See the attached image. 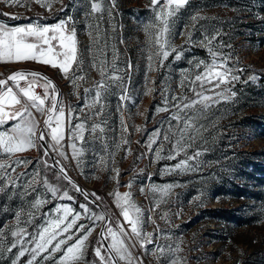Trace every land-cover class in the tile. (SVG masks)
<instances>
[{
    "label": "rangeland",
    "instance_id": "rangeland-1",
    "mask_svg": "<svg viewBox=\"0 0 264 264\" xmlns=\"http://www.w3.org/2000/svg\"><path fill=\"white\" fill-rule=\"evenodd\" d=\"M62 4L63 11H59ZM62 4L54 3L49 11L34 0H30L27 6H9L0 2V16L6 18L0 17V22L8 26H23L27 17L44 25H53L71 16L77 41L82 39L85 46L88 44L86 33H91L93 42L98 31L99 44L89 41L93 50L102 49L104 60L111 66L115 64L113 53L116 58L123 46L129 51L131 70L129 75L125 74V83H111L105 93L103 137L93 141L91 134L85 132L87 143L83 145L85 151L79 166L72 159L71 141L67 134L81 122L80 119H73L65 130L62 150L68 159L58 156L50 148L51 151L72 177L101 198L103 202L100 203L109 214L113 227L117 220L124 221L115 196L110 194L131 193V201L141 209L142 232H151L154 238V242L146 248H140L138 243L131 247L132 255L141 259L143 264H157L153 256L155 249L169 245L174 248L177 243L182 249L178 255L184 258V264H264V0H190L172 21L167 37L171 46L180 52V58L177 59L169 49V57L163 65H159V58L153 56L155 70L152 71H149L148 57L155 47L150 44L145 31V26L154 20L150 0H116L111 18L108 15L110 0H103L104 11L95 17L86 16L90 11V0H62ZM197 13L205 19L196 22L188 41L186 33L192 28L191 17ZM13 16L16 18L13 19ZM216 32L220 35L212 48L222 54L218 62L227 57L226 66L240 77L227 85L236 95L230 100L210 104L197 113L199 118L195 127L199 132L193 133L194 140H185V144L190 146L177 155V150L173 148L177 137L163 140L169 126L175 128L177 125L172 119L176 109L172 107L174 102L171 97L182 94L195 98L188 89L196 87L197 91L201 90L199 82L193 85L191 81L203 68L197 69L190 61L211 62L208 48L201 47L200 42L205 35L211 36ZM121 39L124 40L123 45H120ZM92 63V57L86 55L83 61L85 79L78 81L77 88H73L71 81L58 69L35 61L5 63L3 73L20 66L45 70L60 85L61 100L65 106H71L75 115L83 119L84 115L78 113V107L91 101L95 95L94 82L101 78L98 71L91 68ZM111 71L110 68L109 74ZM76 75L80 76V72ZM250 77L255 79L250 80ZM21 85L25 86L23 81ZM122 87L127 88L128 95L123 102L120 100ZM203 88L205 95L209 96L222 90L208 91V84ZM85 89L93 90L86 93ZM34 90L43 94L41 87L37 86ZM166 98L169 111L158 112V108L165 107ZM35 115L41 124L43 116L39 113ZM122 119L127 125V132L122 130ZM94 122L100 121L87 120L86 128ZM11 123L0 130H6ZM137 128L141 130L137 131ZM157 129L162 130L160 138L149 150L147 143ZM122 139L128 143L123 144ZM47 142L50 143V138ZM77 145L80 146L79 141ZM160 147L163 148L161 158L156 159V149ZM197 152L199 156L188 160ZM169 156L175 158L169 159ZM16 158L31 163L16 165ZM43 159L49 160L44 157L42 148L16 153L11 158L0 153V161L16 168L12 175H19L18 185L28 183L39 171L41 181L46 177L50 184L60 189V194L53 198L44 184L39 183L37 190L27 197L18 196L12 201L0 198V227L14 222V213L21 208L26 211L37 197L48 203L36 213L33 224L26 225L30 232L35 230L36 225H44L47 220L55 218L54 209L58 205H68L81 212L80 205L88 204L93 212L100 213L95 206L77 197L78 193L67 181L58 179L54 168H45L41 163ZM182 160H187V170H175ZM113 169H119L118 177ZM167 185L173 187L166 194L154 190L164 189ZM64 190L69 191L72 200L60 198ZM5 206L9 207L8 212L2 211ZM79 222L90 223L83 217ZM21 226L25 225L22 223ZM125 227L129 226L125 224ZM98 229L96 227L89 237L86 264H92L95 259L93 249L97 246ZM74 241L75 238L70 243ZM108 241L111 242L110 237ZM62 254L57 253L53 260L45 264H56ZM28 258L27 255L22 257L20 264H26ZM120 262L126 264L125 261ZM0 264H11V261L5 256L0 258Z\"/></svg>",
    "mask_w": 264,
    "mask_h": 264
},
{
    "label": "snow or ice",
    "instance_id": "snow-or-ice-1",
    "mask_svg": "<svg viewBox=\"0 0 264 264\" xmlns=\"http://www.w3.org/2000/svg\"><path fill=\"white\" fill-rule=\"evenodd\" d=\"M0 2L9 6H27L30 0H0ZM34 2L49 11L52 10L54 3L62 4V0H34ZM110 3L111 7L108 9V15L111 18L116 0H110ZM189 3L190 0H150L149 6L153 10L154 20L145 26V31L149 36L150 44L155 47V51L148 57L149 71L155 70L153 68V56L159 58V65H163L164 60L170 55L169 49L177 59L180 58V52L177 48L171 46L167 37L171 32L172 21ZM63 7L62 4L58 10L63 11ZM103 11V0H90V11L86 13V16L95 17L97 13ZM3 15L10 14L3 13ZM12 18L15 19L16 17L13 16ZM202 19H205V17L199 13L191 17L192 28L186 33V40L190 41L191 31L194 30L196 22ZM72 23L73 18L71 16L60 20L57 24L43 26L28 24L26 26L10 27L0 23V62L35 61L51 66L58 69L66 79H69L73 88H77L79 86L78 81L85 79V77L76 75V68H80L83 61L80 58L76 30L74 27H68ZM219 35V32L211 36L205 35L200 42L201 47L208 48L211 57L210 63L203 60L190 61V63L195 64L197 69L203 68V71L196 74L195 79L191 81L193 85L199 82L201 90L197 91L196 87L188 89L195 98H189L182 94L171 97L174 102L172 107L176 109L172 119L177 122V125L175 128L169 126L168 132L163 135V140L170 141V136L177 137L173 145V148L177 150V155L190 146L185 144V140H194L195 135L193 133L199 132V129L195 127L199 118L197 113L207 109L210 104L218 103L219 100H230L236 95L227 85L239 80L240 77L234 75L233 70L226 66L227 57L218 62V58L222 54L212 48L213 42ZM93 44H99L98 31L93 37ZM102 52V49H97V52L94 53L92 67L98 71L101 78L99 81L94 82V97L90 102H86L84 109L81 110L84 113L83 119L75 115L71 106H65L60 99L55 84L48 77L43 76L42 73L16 71L6 78L0 79V128L8 125L9 122H13L6 130H0V153L11 158L16 153L33 148H42L44 149V157H47L49 154L48 149L51 148L58 156L67 160L68 156L62 150L64 148L62 141L65 139V130L73 119H80L81 122L77 123L67 134L68 140L71 141L69 147L72 149V159H75L77 166H79L80 157L85 151L83 145L87 143L85 132L91 134L93 141L102 139L105 131L103 124H106V121H103L105 111L104 95L111 83L122 81V77L116 71L113 70L109 74L110 68H115L114 63L109 66L105 60L100 59L99 65H97L96 58ZM113 58L115 60V52ZM129 68H131V65H129ZM249 79L253 80L255 77ZM21 81L24 82L25 86L21 85ZM183 83L182 81V87ZM205 84L210 85L208 91L213 89L222 90L214 91L212 96L205 95L206 90L203 88ZM37 86L43 89L42 95L35 92L34 89ZM92 90L85 89L84 91L88 93ZM127 99V88L122 87L120 100L123 102ZM157 111H169L167 98L165 99V107L158 108ZM35 113H39L44 117L42 126H40V121L36 118ZM87 120L100 122H94L90 128H86L85 123ZM122 130L127 132V125L123 124V119ZM140 130V128H137V131ZM161 131V129H157L153 136L149 138L147 143L149 150L157 143ZM48 138H50V143L47 145L41 143ZM77 141L80 142V146L77 145ZM122 143L127 144L128 141L122 139ZM119 147L118 144L117 148ZM162 151V147L156 149V159L161 158L160 152ZM199 155L200 153L197 152L194 156L188 157V160L195 159ZM168 158L174 159L175 157L169 156ZM14 162L16 165L24 166L31 163V161L19 158H16ZM41 163L45 168H56L57 178L67 181L72 189L84 196L85 200H88L89 195L95 196L96 200L101 199L95 193L90 194L82 190L68 176L67 170L60 160H55L52 164H49L47 159H43ZM101 163H104L103 158ZM186 165L187 160H182L175 166V170H187ZM9 168H11L10 172ZM172 170L174 169H168V171ZM113 171L118 177L119 169H113ZM15 172L16 168L11 167L10 163L0 161V198L12 201L18 196L27 197L30 192L37 190L36 186L39 183L44 184L53 198L60 194V189L50 184L46 177L41 181L39 171L35 172L28 183L24 185L17 184L20 177L19 175L13 176L12 173ZM130 187L131 184H129ZM172 187V185H167L164 189L154 190L166 194ZM110 195L115 196V203L121 209V216L124 221L121 223L117 220L115 227H113L110 217L104 212H93L88 204L80 205L81 212L75 211L68 205H58L54 209L55 218L47 220L44 225H36L35 230L30 232L26 225L33 224L36 213L44 204L48 203L47 200L37 197L30 203L26 211L21 208L14 213V222L0 227V258L7 256L11 264H20L21 258L27 255L29 258L26 264H45V262L53 260L57 253L62 252L63 254L56 260V264H81V262L86 264L85 257L88 251L89 237L95 228L99 227L100 233L97 246L93 249L95 259L92 264H120V261H125L126 264H143L141 259L132 255L131 247H135L138 243L140 248H146L148 244L154 242L153 233L142 232L141 209L131 201L130 192L123 194L115 192ZM60 198L73 199L68 190H64ZM2 211L8 212L9 207L5 206ZM82 217L90 223L86 225L79 222ZM152 222L155 223V221ZM22 223L25 225L24 227L21 226ZM125 224L129 227L126 228ZM109 237L111 242L105 245L103 241ZM74 238V243H70ZM16 249L18 251L14 252ZM181 251L179 243L174 248L171 245L167 247L160 246L155 249L153 256L157 264H165V262L167 264H184V258L178 255Z\"/></svg>",
    "mask_w": 264,
    "mask_h": 264
},
{
    "label": "crops",
    "instance_id": "crops-1",
    "mask_svg": "<svg viewBox=\"0 0 264 264\" xmlns=\"http://www.w3.org/2000/svg\"><path fill=\"white\" fill-rule=\"evenodd\" d=\"M26 21H29V18L26 17L25 18V22ZM17 26H21V25H17ZM23 26H24V24H23ZM85 41H86V43H88V44L85 43L86 44L85 46H83V44H82V39L80 41H78V48H79V52H80V58H81L82 61H84L86 55H89V56L92 57V59H94V53H96L95 50H93V47L89 45V41H91V43L93 44L92 36L90 35L89 31L85 35ZM123 43H124V40L121 39L120 45L121 44L123 45ZM103 56H104V54H100L98 56V58H96V61L99 62L100 59L104 60L105 57L103 58ZM5 63H10V62H0V76L4 75L3 70L5 68ZM114 65H115V68L111 69V70L116 71L117 74L122 77V81H117V82L112 83V84L125 83V79H126L125 78V74L129 75L130 70H131V68H129V65H131V61H130L129 51L126 50L123 46H121L119 48V51L116 54L115 64ZM91 68H93V67L91 66ZM93 70H94V68H93ZM76 72H78V73L80 72V76H83V74H84L83 73L84 72L83 63H82L80 68H76ZM96 81H99V80H96Z\"/></svg>",
    "mask_w": 264,
    "mask_h": 264
},
{
    "label": "water",
    "instance_id": "water-1",
    "mask_svg": "<svg viewBox=\"0 0 264 264\" xmlns=\"http://www.w3.org/2000/svg\"><path fill=\"white\" fill-rule=\"evenodd\" d=\"M16 71H24V72H32V71H35V72H39V73H42V75L43 76H46V77H48L54 84H55V86H56V89L58 90V92H59V94H60V99H61V87H60V85L56 82V80H54V78L50 75V74H48V72H46L45 70H43V69H39V68H32V67H17V68H15L14 70H11V71H9L7 74H4V75H2V76H0V79H4V78H6L8 75H10L11 73H13V72H16ZM43 119H44V117H43ZM43 119H42V122H41V124H40V126H42L43 125ZM41 143H44L45 145H47L48 144V142H47V139L45 140V141H43V142H41ZM43 150V153H44V149H42ZM48 163L49 164H52L55 160H59L58 159V157L51 151V149L49 148L48 149ZM56 171H57V169L56 168H54ZM67 170V169H66ZM67 173H68V176L82 189V190H84L85 192H88V193H90L91 194V192L81 183V182H79L78 180H76L74 177H72L70 174H69V172L67 171ZM78 193V195H80L84 200H85V198H84V196L80 193V192H77ZM87 202H89L91 205H93V206H95L100 212H104L108 217H110L109 216V214L104 210V208H103V206L101 205V203H100V201L99 200H96L95 199V196H92V195H89V197H88V200H86ZM94 201V202H93ZM99 233H100V228L98 229V231H97V236L99 237ZM103 243L105 244V245H107L108 243H110L109 241H108V239L107 240H104L103 241ZM120 264H124V263H122V262H120Z\"/></svg>",
    "mask_w": 264,
    "mask_h": 264
},
{
    "label": "built area",
    "instance_id": "built-area-1",
    "mask_svg": "<svg viewBox=\"0 0 264 264\" xmlns=\"http://www.w3.org/2000/svg\"><path fill=\"white\" fill-rule=\"evenodd\" d=\"M28 24H39V25H42V26L44 25V24H41V23L37 22L36 20H29V21L24 22V26H26ZM68 27L69 28H72V27L75 28L73 23L69 24ZM85 104L86 103H83V104L79 105V107H78V113L81 114V115H84V113L81 110L84 109Z\"/></svg>",
    "mask_w": 264,
    "mask_h": 264
},
{
    "label": "trees",
    "instance_id": "trees-1",
    "mask_svg": "<svg viewBox=\"0 0 264 264\" xmlns=\"http://www.w3.org/2000/svg\"><path fill=\"white\" fill-rule=\"evenodd\" d=\"M0 17L6 19L4 16H0ZM42 91H43V90H42ZM77 197H79L80 199H82V197H81L80 195H77ZM100 202H103V201L100 199Z\"/></svg>",
    "mask_w": 264,
    "mask_h": 264
}]
</instances>
